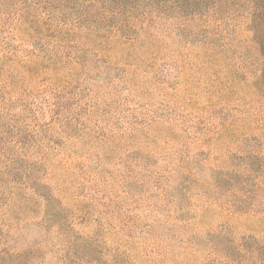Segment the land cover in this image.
Listing matches in <instances>:
<instances>
[{"label":"rangeland","instance_id":"obj_1","mask_svg":"<svg viewBox=\"0 0 264 264\" xmlns=\"http://www.w3.org/2000/svg\"><path fill=\"white\" fill-rule=\"evenodd\" d=\"M0 264H264V0H0Z\"/></svg>","mask_w":264,"mask_h":264}]
</instances>
